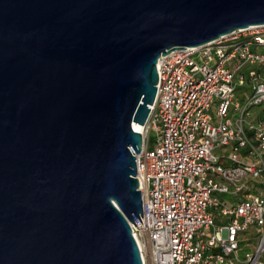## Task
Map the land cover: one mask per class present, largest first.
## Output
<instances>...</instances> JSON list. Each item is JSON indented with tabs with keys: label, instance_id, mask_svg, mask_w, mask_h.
Wrapping results in <instances>:
<instances>
[{
	"label": "water",
	"instance_id": "obj_1",
	"mask_svg": "<svg viewBox=\"0 0 264 264\" xmlns=\"http://www.w3.org/2000/svg\"><path fill=\"white\" fill-rule=\"evenodd\" d=\"M259 25L264 0H0V264H143L158 61Z\"/></svg>",
	"mask_w": 264,
	"mask_h": 264
},
{
	"label": "built area",
	"instance_id": "obj_2",
	"mask_svg": "<svg viewBox=\"0 0 264 264\" xmlns=\"http://www.w3.org/2000/svg\"><path fill=\"white\" fill-rule=\"evenodd\" d=\"M185 49L158 61L137 155L143 264H264V25Z\"/></svg>",
	"mask_w": 264,
	"mask_h": 264
},
{
	"label": "rangeland",
	"instance_id": "obj_3",
	"mask_svg": "<svg viewBox=\"0 0 264 264\" xmlns=\"http://www.w3.org/2000/svg\"><path fill=\"white\" fill-rule=\"evenodd\" d=\"M248 68H249V66L246 67V69H248ZM250 68H255L257 70H260V68H258V67H250ZM236 117H238V116H236ZM143 132H144V129H143ZM150 140H151V146H153L154 141H155V137H154L153 134L151 135V139ZM226 199L227 200H231V197L230 196H226ZM250 237H252V235ZM256 243L257 242H256L255 238H250L248 243L241 244L242 245L241 246L242 249L240 251V256L244 257L245 253L253 251L255 249ZM260 260H261V262L264 263V255L261 257Z\"/></svg>",
	"mask_w": 264,
	"mask_h": 264
},
{
	"label": "bare ground",
	"instance_id": "obj_4",
	"mask_svg": "<svg viewBox=\"0 0 264 264\" xmlns=\"http://www.w3.org/2000/svg\"><path fill=\"white\" fill-rule=\"evenodd\" d=\"M143 129H144V126L139 125V124H134V130H135V131L144 134Z\"/></svg>",
	"mask_w": 264,
	"mask_h": 264
}]
</instances>
